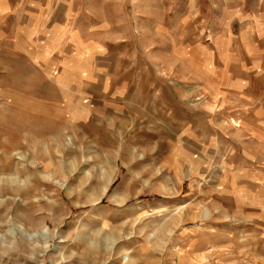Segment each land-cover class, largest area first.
<instances>
[{
	"label": "rangeland",
	"instance_id": "rangeland-1",
	"mask_svg": "<svg viewBox=\"0 0 264 264\" xmlns=\"http://www.w3.org/2000/svg\"><path fill=\"white\" fill-rule=\"evenodd\" d=\"M190 1L72 0L101 57L90 86L2 32L0 264H264V179L240 181L228 159L248 136L228 126L230 102H212L165 54L183 42L164 31ZM249 138L244 163L264 169V138ZM82 235L111 239L89 249Z\"/></svg>",
	"mask_w": 264,
	"mask_h": 264
},
{
	"label": "crops",
	"instance_id": "crops-1",
	"mask_svg": "<svg viewBox=\"0 0 264 264\" xmlns=\"http://www.w3.org/2000/svg\"><path fill=\"white\" fill-rule=\"evenodd\" d=\"M72 3L68 0L61 9L58 0H0V37L2 32H9L12 45L18 38L22 43L24 40L26 46L33 48L34 61L45 64L46 68L57 64L61 68L64 64L71 65L75 82L70 84L90 86L94 82L87 71L88 66L100 63L101 57L99 53L91 52L94 40L89 36L88 22L73 20L75 5ZM81 13L90 16L87 10H81ZM176 19V29L167 28L164 33L167 38L180 37L183 42L165 49L167 61L170 64L181 62L180 78L191 79L203 87L212 102H230L228 116L231 123L228 126L233 127L236 134L248 138L245 142L236 139L234 144H231L232 140L229 151L226 150L231 154L227 157L235 163L233 167L237 169L238 178L243 177L244 181H240L263 180V167L246 164L256 156L250 144L253 139L249 136L264 138V0L190 1ZM103 24L107 25L106 22ZM160 32L159 29L150 32L151 40L154 41ZM195 37H203L206 42L188 41ZM65 50L69 51L63 53ZM145 50H150L149 55L158 51L154 47ZM81 70L86 73L83 77L80 76ZM104 78L100 86H106ZM108 79L115 81L110 76ZM115 87L112 99L121 101L124 90ZM180 100L184 103L183 99ZM193 117L196 115L183 117L188 121L182 125V134H189V120ZM223 122L219 127L226 129Z\"/></svg>",
	"mask_w": 264,
	"mask_h": 264
},
{
	"label": "bare ground",
	"instance_id": "bare-ground-1",
	"mask_svg": "<svg viewBox=\"0 0 264 264\" xmlns=\"http://www.w3.org/2000/svg\"><path fill=\"white\" fill-rule=\"evenodd\" d=\"M10 146L11 145H8V147L10 148ZM4 147V146H3ZM2 147V148H3ZM1 148V149H2ZM5 148V147H4ZM7 149H5V151H6ZM8 163V162H7ZM8 165V164H7ZM7 165H3L2 166V171H6L8 168H7ZM50 176V175H49ZM46 177H48V176H46ZM51 178V177H50ZM48 179V178H47ZM52 179H54V178H52ZM53 181V180H52ZM24 214H27V212H24ZM85 235H82V236H80V240L81 241H83V243L85 244V245H87L88 247H89V249L90 248H96L97 246H99V245H102V244H104L108 239H111V236L110 235H100L99 237H98V239L94 242V243H92V242H90V241H88L85 237H84Z\"/></svg>",
	"mask_w": 264,
	"mask_h": 264
}]
</instances>
